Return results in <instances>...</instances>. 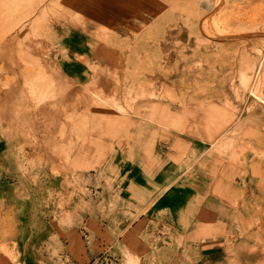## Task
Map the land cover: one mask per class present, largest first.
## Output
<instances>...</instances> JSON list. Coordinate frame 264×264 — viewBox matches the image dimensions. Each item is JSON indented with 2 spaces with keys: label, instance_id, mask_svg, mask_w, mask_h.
I'll list each match as a JSON object with an SVG mask.
<instances>
[{
  "label": "rangeland",
  "instance_id": "1",
  "mask_svg": "<svg viewBox=\"0 0 264 264\" xmlns=\"http://www.w3.org/2000/svg\"><path fill=\"white\" fill-rule=\"evenodd\" d=\"M225 2L199 23L194 17L185 21L184 14L182 25L172 24L171 32L160 29L171 22L170 13L162 12L151 27L119 34L114 21H96L103 0H82L72 14L64 0H0V46L13 33L19 41L4 56L0 51V143L6 149L0 151V264H200L199 239L216 237L210 242L219 244L214 264H264V122L250 119L264 112V36L258 34H264V0ZM40 5L31 16L30 10ZM82 18L99 26L93 31L103 49L89 43L86 56L110 81L98 88L103 100L114 98L117 78L124 82L128 73L144 77L157 84L151 100L182 111L179 121L174 112L165 116L150 106L141 116L114 110L115 118H129L124 130L120 122H109L112 116L93 119L72 99L69 105L57 103L66 105L68 114L44 111V103L54 107L50 91L64 78L56 71L58 63L66 67L63 59L69 54L83 57L73 51L58 54L70 32L67 24ZM45 23L49 26L43 31ZM41 41L42 46L28 52L31 42ZM130 51L137 60L125 69L121 54ZM85 86L77 87L75 96ZM3 91L14 95L6 98ZM130 102L120 105L125 109ZM90 118L101 124L98 132L91 131ZM175 122L186 125L180 127L185 133L174 130ZM117 149L123 150L122 162L112 159ZM131 160L136 162H127ZM138 160L149 163L146 169L141 166L145 175L140 181L132 174L133 164L143 163ZM202 162L205 181H189L190 165ZM148 165H155L154 176ZM160 167L169 170L167 183L157 181ZM170 184L187 191L196 187L182 200L184 209L144 215L156 225L137 220L135 235L127 233L126 224L150 205L161 207L157 201ZM132 211L137 214L127 213Z\"/></svg>",
  "mask_w": 264,
  "mask_h": 264
},
{
  "label": "bare ground",
  "instance_id": "2",
  "mask_svg": "<svg viewBox=\"0 0 264 264\" xmlns=\"http://www.w3.org/2000/svg\"><path fill=\"white\" fill-rule=\"evenodd\" d=\"M82 0H64L65 4L68 5V11H70V13L72 14V9L76 7L77 4H79ZM226 0H103V12L100 10V12L98 14H94V15H99V17H96V21L100 20L102 17L105 18V19H108V20H112L115 22V31L117 33H126L127 31L135 34L136 32L135 31H139L141 28H149L151 27V24L153 23V21L160 17L161 16V13L162 12H168L170 13V16H171V22L169 24H166V25H162L160 26V29L164 32H171V30L174 29V27H172V24H175L177 26H181L182 24V18H183V15L186 14V19L185 21H187V19L190 17H194L198 23L199 21H202V20H207L209 19V14H210V9L211 8H216L218 6V4L220 3H226L225 2ZM230 1V0H229ZM100 2V1H99ZM45 4V3H44ZM43 4V5H44ZM101 4V3H100ZM187 4V5H186ZM43 5L39 6V7H34L32 8L30 11H31V16H33L35 13H38V9L43 7ZM196 5L201 7L198 9V12H195L194 10H191V9H186L187 7L191 6L192 9H195L196 8ZM203 7H208L207 10L204 9V11H202V8ZM46 8V6H45ZM33 14V15H32ZM54 16L53 17H56L55 14H53ZM6 15L5 14H2L1 16V19L3 21H5V17ZM58 17V15H57ZM31 18V17H29ZM28 18V19H29ZM31 20V19H30ZM28 20V21H30ZM36 21V20H35ZM79 21V20H78ZM27 22V21H26ZM4 22H1L0 24H2ZM32 23V20L31 22ZM27 22V24H30ZM140 24V27H138L139 29L137 30V27H136V24ZM184 23V22H183ZM18 25V23H16ZM34 25V23H33ZM68 28H69V31L71 32H76L77 35H75L77 38H72L74 39L75 42L73 43H70L72 46H74L75 49H82L81 47L85 46L83 45L82 43L78 44L77 40H80L81 37H83V39H86L87 42H89L90 44H93L94 46H96V48H101L103 49V44L101 43V41H99L98 37L96 34H94V29H96L97 27H99L97 25V23H94V21L90 22L88 20V18H82V20H80L79 22L75 21V22H72V23H68ZM24 26L21 25V27ZM29 26V25H27ZM49 25L47 23H45L43 26H42V30L44 31ZM176 26V27H177ZM20 28V27H19ZM25 29V27H23ZM21 29V28H20ZM176 29V28H175ZM180 29H183V28H180ZM27 30V29H26ZM26 30H23V31H26ZM13 31V30H12ZM19 31V30H17ZM246 31V30H245ZM14 32V31H13ZM37 32V30H36ZM179 32V31H178ZM182 32V31H181ZM240 31H238V34H239ZM244 32V30H243ZM248 32V31H246ZM233 33V32H232ZM11 34V33H8V35ZM15 34L17 35L18 32H15ZM21 34V33H20ZM181 34V33H180ZM231 34V33H230ZM237 34V33H236ZM258 34H261L264 36L263 32H259ZM7 35V36H8ZM19 35V34H18ZM17 35V36H18ZM96 35V36H95ZM233 35V34H232ZM10 36V37H9ZM7 38L4 39V43L2 44V46H0V51L1 53L3 54L4 56V53H7L9 52L10 50L14 49V46H17V44H19V41L17 40V37L15 38V35L14 33L11 35H9ZM80 37V38H79ZM94 37H96V40L97 41H94ZM224 37V36H223ZM15 38V39H14ZM221 38V37H219ZM224 38H231V35H226V37ZM71 39V40H72ZM77 39V40H76ZM236 39V38H235ZM227 40V39H226ZM43 45V42L41 41L40 43H36V42H31L29 44V50L31 51H28L29 53H33L36 48H39L40 46ZM95 48V50H97ZM17 50V49H16ZM131 52V51H130ZM99 59L101 62H103V56L102 55H99ZM36 58V57H34ZM77 58V57H76ZM132 58V63L130 62V59ZM137 60V56L134 52H131V55L128 54V52H124L121 54V66H123V68L127 67V64L128 66L130 64L134 65L135 61ZM63 64L65 63L66 67H73L76 68L77 67H86V71L87 72H82L80 73L79 75H75V79L76 81H78V79L82 78V77H87L88 79V82L85 83L86 84V89L84 90H79L77 92V95L78 96H75L73 98V93L71 91V88L68 83V81L66 80V77L63 76L62 74V77H64V80L63 78L60 79V76L57 75V78L59 77V83H57L55 85L56 87V90L54 89L53 91H50V98L53 99V106L52 107V103L50 102H47V103H44V105L42 106L43 109H46L44 110L45 112L48 110V109H53V111H55L56 113L61 111V106H58L57 103H67L65 101H68V99L70 98V100L72 99L73 102V105L76 104L77 106H80L81 109L83 108V110L87 111L88 115L90 117H93V119H96V120H100L102 121V118L103 117H106L107 119L110 118L111 116V119H110V123H114V121L117 123V122H120L121 123V126L124 128L125 130V121H127L129 118L126 117V116H119L120 118L118 117H114L113 114H114V110L115 111H121L122 113L124 114H135V115H138V116H141L142 114H144V110L146 107H153L154 109L157 108V110H153V111H156L157 113H160L162 115H165L171 111V112H174V114H176V118H177V121H179L184 114H182V111H179V109L177 108H173V106L170 104V103H165L163 102L162 100L160 101H157V102H154L153 100H151L155 93H156V85L157 84H153L152 82L148 83L146 80L148 79H144V77H138L137 79L136 78H133V77H129L131 74H127L125 75V77L123 78H127L126 81L124 82H121L117 77L116 80H117V83H120V84H116V85H113V95H114V98L112 100L109 99V101L107 100H103L102 98V93L98 91V88H102V85H107L108 83H110V81H106L103 79V70H98L97 67L95 68L94 67V64L92 63H88V57L86 55H84L83 57H78L77 59H75V57L71 54L67 55V58L63 59ZM68 63H72V64H68ZM130 63V64H129ZM62 65V64H61ZM130 67V66H129ZM133 67V66H131ZM57 68L58 65H57ZM134 68V67H133ZM9 69V66H5V70L7 71ZM58 69H56L57 71ZM127 70H125L126 72ZM133 71V70H132ZM60 72V71H58ZM61 73V72H60ZM90 74V77H88ZM122 74V73H121ZM77 76V77H76ZM123 76V75H122ZM121 76V77H122ZM121 79V78H120ZM52 79H49V81H51ZM152 80V79H150ZM242 81L243 83L245 84H248L249 83V78L247 77H243L242 78ZM251 81V80H250ZM65 82V83H64ZM123 83H126L125 85H123ZM36 84V83H35ZM242 84V83H241ZM244 84V85H245ZM112 85V84H111ZM242 85V86H244ZM250 85V84H249ZM257 86V85H256ZM164 87L166 88V85H164ZM245 87V86H244ZM254 87V85H253ZM253 87L251 86L250 90L253 91ZM164 88V89H165ZM246 89H248V87H245ZM256 88V87H255ZM77 90V89H76ZM5 92V91H3ZM13 91H7L4 93L5 97L6 98H11L13 97L14 93H12ZM3 95V96H4ZM75 95V94H74ZM123 100L126 102L128 100H131V102L128 104V107L123 109V107H121V103L123 102ZM264 101V100H263ZM258 102V101H257ZM259 104V103H258ZM153 105V106H152ZM252 106V105H251ZM249 106V107H251ZM65 106L63 105L62 108H64ZM71 107V106H70ZM253 107V106H252ZM69 108V107H68ZM67 108V109H68ZM130 109V110H129ZM10 110L11 108L9 109V111H6L8 113H10ZM69 110V109H68ZM237 110V109H236ZM52 111V112H53ZM252 111V110H250ZM65 114H68L67 111H64ZM118 113V112H117ZM51 114V112H50ZM55 114V113H54ZM116 114V113H115ZM123 114V115H124ZM56 115V114H55ZM58 115V113H57ZM56 115V116H57ZM121 115V114H120ZM60 116V115H59ZM238 116V115H237ZM58 117V116H57ZM61 117V116H60ZM59 117V118H60ZM99 117V118H98ZM105 118V119H106ZM175 118V119H176ZM240 118V116H239ZM238 118V119H239ZM57 120V118H55ZM90 118V121L92 123L91 125V131L93 130V132L95 131H99L100 130V123H96L97 121L93 120ZM250 119L252 121V123H258V122H264V112L263 114L261 113H253V115L250 116ZM59 121H57V124H58ZM64 122V120H63ZM174 122V121H173ZM248 122V121H247ZM240 123V122H239ZM103 124V122H102ZM130 125V123H128ZM59 125V124H58ZM65 125V124H63ZM146 125H149V124H146ZM250 125V124H249ZM53 126H56V125H53ZM151 126V129H149L148 127H146L145 129H149L150 131H154L155 128L154 126L152 125H149ZM183 126H186V125H180V123L178 122H175L172 124V127L174 128V130L180 132V133H185V130L184 129H181L180 127H183ZM128 127V126H126ZM156 127V126H155ZM171 127V126H170ZM103 128V127H102ZM121 128V127H120ZM158 128V127H157ZM237 128V127H235ZM250 128V127H249ZM56 129H58L56 127ZM128 129V128H127ZM256 130V129H255ZM253 130V131H255ZM55 131V129H54ZM142 131V130H141ZM144 131V130H143ZM142 131V132H143ZM242 131V130H241ZM240 131V132H241ZM172 132V131H171ZM232 132V131H230ZM245 131H243V134H244V137L246 138L245 135H247V133H244ZM250 132V130H249ZM248 132V133H249ZM252 132V131H251ZM147 133V132H146ZM160 133V132H159ZM173 133V132H172ZM255 133V132H254ZM174 134V133H173ZM228 134V133H227ZM234 134V133H232ZM157 135V134H156ZM249 135V134H248ZM48 136V135H47ZM240 136V135H238ZM46 138V137H45ZM170 138V137H169ZM241 138V137H240ZM56 139V138H55ZM226 139V138H225ZM224 139V140H225ZM230 139V138H229ZM162 140V139H161ZM234 140V139H233ZM232 141V140H231ZM242 141V140H241ZM238 142V140H237ZM243 142V141H242ZM166 143V142H165ZM220 144V143H219ZM223 144V143H222ZM226 144V143H225ZM234 144V143H233ZM228 145V144H227ZM229 146H231V142L229 143ZM219 147V146H218ZM234 146H232L231 148H233ZM240 146H238V149H239ZM247 147H248V144H247ZM227 148H230L227 146ZM226 148V149H227ZM244 148V147H243ZM242 148V149H243ZM224 149V148H223ZM225 149V150H226ZM241 149V148H240ZM245 149V148H244ZM243 149V150H244ZM248 149V148H247ZM201 151H203L202 147L200 149ZM224 150V151H225ZM243 150H241L243 152ZM201 151H199L201 153ZM216 151V149H215ZM228 151V150H227ZM233 151V153L237 151L234 150H231ZM230 151V152H231ZM235 151V152H234ZM222 152V151H221ZM241 152V154H242ZM205 153V152H204ZM217 153V152H216ZM220 153V152H219ZM220 155V154H219ZM203 156V155H202ZM201 156V157H202ZM232 156V154H231ZM241 156V155H240ZM245 156V155H244ZM200 157V158H201ZM207 157V156H206ZM235 157V154L234 156ZM208 158V157H207ZM237 158V156H236ZM239 158V157H238ZM211 159V157H210ZM202 161V160H201ZM140 162H143V167L146 169V166L145 164H149L147 163L146 161L144 160H141ZM146 162V163H144ZM197 162V161H196ZM204 162V161H203ZM200 163L197 165L195 164H191L190 166H192L191 170L189 173L186 174L187 176V179H189V181H196V182H199L200 183H203L205 180L204 179V169L206 166H203L204 163ZM179 163V162H178ZM237 163V162H236ZM160 164V163H159ZM207 164V163H206ZM213 164V163H212ZM240 164V163H239ZM156 165V164H155ZM154 165V166H155ZM214 165V164H213ZM241 165V164H240ZM154 166L151 167V165L149 166L148 165V173L151 175V176H154L155 173H156V170L154 169ZM157 166V165H156ZM189 166V167H190ZM210 166V165H209ZM216 166V165H215ZM188 167V169H189ZM213 167V166H212ZM228 167V166H227ZM161 168V167H160ZM209 168V167H208ZM226 168V167H225ZM243 168V167H242ZM245 168V167H244ZM213 169V168H212ZM217 169V168H216ZM220 169V168H219ZM224 169V168H223ZM246 169V168H245ZM210 170V169H209ZM203 171V172H202ZM213 171V170H212ZM232 171V170H231ZM242 171V170H241ZM244 172V171H243ZM186 173V172H185ZM222 173V172H221ZM160 174H161V178H167L169 177V170L167 168H161L160 170ZM243 174V173H242ZM245 175V174H244ZM243 176V175H242ZM236 177V176H235ZM234 178V177H233ZM169 180V179H168ZM215 180V178H214ZM218 180V178H217ZM231 181V180H230ZM216 182V181H215ZM225 182V181H224ZM160 184V182H159ZM214 184V183H213ZM171 185V184H170ZM169 185V186H170ZM212 186V184H211ZM170 188H173L172 190H168L167 193H164L163 192V196L162 198H160V201L158 200L157 202V205H160V202H165V201H169L170 198H169V192H172L171 193V196H173V194L176 195V193L179 191L178 188H176L175 186H172ZM233 188V187H232ZM196 189V187H191L190 190H194ZM178 190V191H177ZM211 190V189H210ZM185 192V191H184ZM184 192H179L178 193V196H182V198L185 196L184 195ZM213 192V191H212ZM169 193V194H168ZM212 194V193H211ZM168 195V196H167ZM206 195V194H205ZM204 196V195H203ZM205 198V197H203ZM184 199V198H183ZM221 199V198H220ZM197 200V199H196ZM205 200V199H204ZM223 200V199H222ZM198 201V200H197ZM197 203V202H196ZM203 204V203H202ZM211 206V205H210ZM150 207V206H149ZM148 207V208H149ZM152 210L150 212H153L154 211V207L152 206L151 207ZM201 209V208H200ZM208 210V209H207ZM237 213H238V210H236ZM245 211V210H244ZM236 213V214H237ZM243 214V213H242ZM245 214V213H244ZM233 215V214H232ZM246 215V214H245ZM234 216V215H233ZM232 216V217H233ZM237 216V215H235ZM196 217V216H195ZM237 218V217H236ZM248 218V217H247ZM210 221V220H209ZM248 222V220H246ZM250 222V221H249ZM224 223V222H223ZM252 223V222H251ZM185 224V223H184ZM188 224V223H187ZM186 224V225H187ZM221 224V223H220ZM251 225V224H250ZM211 232V231H210ZM205 233V232H204ZM213 236V235H212ZM162 239V238H161ZM185 241V240H184ZM188 241V240H187ZM190 244V243H189ZM192 244V243H191ZM187 245V244H186ZM185 245V246H186ZM189 248V247H188ZM186 248V249H188ZM182 253V251H181ZM182 255V254H180ZM178 257V256H177ZM184 259H186L184 257ZM175 260V259H174Z\"/></svg>",
  "mask_w": 264,
  "mask_h": 264
},
{
  "label": "crops",
  "instance_id": "3",
  "mask_svg": "<svg viewBox=\"0 0 264 264\" xmlns=\"http://www.w3.org/2000/svg\"><path fill=\"white\" fill-rule=\"evenodd\" d=\"M75 35H77V33L76 32H69L68 34H67V36L64 38V40H63V43H62V47H61V50H59V52H58V54L60 55L62 52H63V54L65 53V52H74V54H76V53H79V54H81V55H89L90 54V52L88 51V48H89V46H90V44H89V42H87L86 41V39H83V37H79L80 38V40H77V42H78V44H80V43H82L83 45H85V46H83V47H81L82 49H72L73 47H69L68 48V45H69V42L70 43H73V42H75L74 41V39H72V38H77ZM72 39V40H71ZM71 46V45H70ZM60 48V47H59ZM60 57V56H59ZM90 58V57H89ZM59 59V58H58ZM59 62V61H58ZM68 64H72V63H68ZM58 70L57 71H60L61 72V74L63 75V76H65L66 77V80L68 81V83H69V85H71L70 86V88H71V91H72V93H73V98L75 97V90H76V88L77 87H82L87 81H88V79H87V77L85 78V77H82V78H80V79H78V81H76V79H75V75H79L80 73H82V72H87L86 71V67H77L76 68V70H75V68H73V67H67V68H65L64 66H61V64H59L58 63ZM77 77V76H76ZM63 80H64V78H63ZM65 83V82H64ZM19 89L21 90V87H19ZM4 97H5V95H4ZM18 100H19V98H18V96H17V98H16V101L18 102ZM70 98L68 99V101H65V102H67V103H61V104H66V105H69V103H70ZM17 102H16V104H17ZM65 105V106H66ZM5 107V98H4V103L2 104V107ZM63 106V105H62ZM63 109H65V107L64 108H62L61 107V112H64L63 111ZM46 110V109H45ZM47 111H53V109H48ZM57 113H60V112H57ZM11 117V116H10ZM11 119V118H10ZM3 148V152H6V149H5V147L3 146V144H1L0 143V151H1V149ZM119 151H123L122 149L121 150H119ZM118 151V149H117V154L114 156V158H112L115 162H122V159H121V153ZM4 154V153H3ZM111 162H113V161H111ZM127 162H136V160H131V161H127ZM137 162H140V160H138ZM141 166L143 167V163L140 165H138V166H136L135 164H133V172H132V174L135 176V173H136V175L138 176L137 177V179L140 181V180H142L141 178L139 179V177H140V175H142V177H144V175H145V171L143 170V169H141ZM138 181V182H139ZM158 182H160V183H167L168 182V180H167V178H161V177H159L158 178V180H157ZM171 186H172V184H171ZM171 186H169V187H171ZM173 186H175V185H173ZM176 188H178V192L176 193V195L175 194H173V196H171V193L172 192H169L168 194L170 195L169 196V198H170V200L169 201H165V202H160V205L159 206H161V207H156V208H154V211L153 212H150L151 210H152V206H153V204L152 205H150V207L148 208V209H146V211L144 212V213H142L141 214V216L139 217H137L135 220H133V222L130 224V225H127L126 224V228H125V230H126V232L128 233V232H131V235L132 236H134L135 235V232L133 231V230H137V228H139V227H137V225H140V224H138V221H142V222H145V221H148V222H150V223H153L154 224V226L156 225L155 224V220H149L148 218L146 219V218H142V216H144V215H149V214H151V215H153V214H158L159 212H163L164 211V213H166V211L168 210L171 214H175V213H177L179 210H183L184 209V207H182V206H180V204L182 203V200H183V198L184 199H188V197H190V191H192V190H188L187 191V189H183V190H181V188L179 187V186H175ZM169 189V188H168ZM168 189H166V192L165 193H167L168 192ZM171 190L173 189V188H170ZM169 189V190H170ZM185 191V192H184ZM151 192V191H150ZM179 192H184V197L182 198V196H178V193ZM168 196V195H167ZM162 198V197H161ZM162 206H164V207H162ZM160 210V211H159ZM159 211V212H158ZM167 211V212H168ZM122 215H124V212L122 211V212H120ZM127 213H130V214H137V213H135L134 211H132V212H127ZM170 213H167V214H170ZM177 217V216H176ZM138 220V221H137ZM122 223H124V222H122ZM198 225V224H197ZM122 226V225H121ZM165 226H166V224H165ZM164 226V227H165ZM125 227V226H124ZM124 227H122V229H124ZM137 227V228H136ZM133 229V230H132ZM195 232V234L193 235V237L197 234V226H196V228L194 229V230H191V232ZM126 233V235L128 236L129 234H127ZM134 234V235H133ZM131 236V237H132ZM187 238V237H186ZM217 238L218 237H216V238H214L213 240H211V241H216L217 240ZM124 239H122V241H123ZM127 240H129L128 239V237H127ZM211 241H207V239H204V238H201V239H199V242L197 243V245L196 246H198L199 248H200V251H199V254H198V259H197V263H200V264H205V262H208V263H212V264H214V260H211L216 254H217V251H214L218 246H219V244H213V245H211L210 246V242ZM124 242V241H123ZM133 244H134V240H132L131 241ZM185 243L187 244V246H188V243H187V239L185 240ZM131 244V243H130ZM129 244V245H130ZM123 245H127V244H125V242H124V244ZM128 246V245H127Z\"/></svg>",
  "mask_w": 264,
  "mask_h": 264
}]
</instances>
